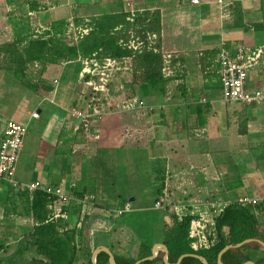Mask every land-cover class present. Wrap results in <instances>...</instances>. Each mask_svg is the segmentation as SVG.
Here are the masks:
<instances>
[{
  "label": "crops",
  "instance_id": "0c3cea01",
  "mask_svg": "<svg viewBox=\"0 0 264 264\" xmlns=\"http://www.w3.org/2000/svg\"><path fill=\"white\" fill-rule=\"evenodd\" d=\"M122 1L126 2V6ZM238 3L243 13V21L246 24L245 27L241 28L232 25L234 19L233 11L235 4ZM44 4L45 8L42 13L44 23H50L58 19H88L105 13H128L131 10L136 12L145 10L159 11L162 20L161 37L163 51L165 53H174L177 56L174 75L176 77L173 82L168 84L166 96L159 97L158 103L156 102V104L147 106L148 109H139L137 104L140 100H138V97H142L145 100L144 96H147V94H143L140 86H136L135 98L127 99L125 97L127 94L122 92L124 87L119 88V86L121 84L124 85L126 82L123 83L124 79H122L123 81H119L117 75L118 73L124 75L127 72L125 69L122 70V66L119 65L111 73L110 82L107 87L109 91L108 97L105 94H101L111 104V108L116 110L110 112L111 108H109V114L107 113V117L97 124V130L93 129L96 120L93 122L90 134L83 135L79 123L71 116L72 110L79 108L76 102L83 101L84 104L88 105L90 97L89 92L82 89L85 86L79 76L80 70L78 74L64 76L67 64L62 63L48 66L43 79L47 85L54 88L52 92H35L28 90L24 86L18 93L19 97L24 96L23 101H26V105L24 106H22L21 102H18L12 113L13 120H15L14 116H18L19 111L26 114L24 118L21 116V113L20 120L19 117L15 120L27 128L21 155L24 153L26 146H28L30 148L31 160L34 163L38 162V164H30V169L33 170L34 174L32 179L27 181L25 175L18 176L20 155L15 180L18 182V186H22V189L15 192L10 190L8 196H24L23 193H25V190H28L27 186L36 181L48 186L61 188L71 197L75 196L76 191L84 192L86 196L92 197V200H90L87 207L82 208V217L96 212L98 218H100V221L94 227L88 228L85 224V234L89 238H93L90 241V245L95 246V249L108 247V244L102 243L107 238L108 242L111 241L114 245L113 249L108 247L113 255L124 254V249H127L128 246L130 249L140 251V246L137 243L135 244L133 236L130 239L131 242L124 244L122 248L117 244V238L114 239L112 233H116L117 235L118 233L127 234L131 232L128 231L127 227L118 225L117 220L120 215L114 216L109 211V208L98 205L97 196L93 193L92 187H89L91 184L93 186L92 182L94 179L89 177L92 171L85 170L86 167L81 162L80 167L73 163L74 160L77 163L81 159L80 157L83 158L85 155L93 154L97 149H111L114 147L112 146L114 143L115 146L119 147L137 143L136 145L144 148L147 145L157 147L158 144L160 161L168 162L172 154H174L173 156H181L182 163L185 162L186 170L179 167L181 162L175 165L176 168L174 166L172 173H168L160 166L161 170L165 171L161 176L162 185L165 187L169 186L170 194L175 201H208L210 196L213 197V201H216L213 203L219 205H228L244 197L259 199L260 201L264 200V198L252 196L249 191L250 189H247L241 195L238 194L237 199H232V196H236V191L245 187L244 181L247 180L245 176L248 173H253L254 167H250L253 158L249 160L248 156H250L249 152L256 150V148L250 141L260 139L261 136V139H264V132L260 130L250 132L249 130L254 129L256 126L251 123V120H254L259 127L260 118L264 115L263 110L262 113H253L250 117L240 113L231 115L225 124L222 123L221 117L218 121V111L212 106L213 103L207 96L208 74L203 71L200 65V57H203V54L210 50L218 51L216 57H218L219 62V52L223 42L227 46H230L232 54H236L235 48L239 45L255 47L264 42V26L258 29L256 25H264V20L258 19L260 16L264 17V0H201L200 5L197 6L192 5L191 0H97V2L90 0L84 4H78L76 0L72 10L70 9L71 3H68V1L44 0ZM184 4H190L191 12H185L183 8ZM96 5H102L100 11H95L94 7ZM0 7L8 9L7 20H2L3 22L1 23V35L2 31L7 29L11 31L12 26L8 21L11 20V11L14 7L9 6L7 0H1ZM52 13L55 15H52ZM3 16L1 15L0 17ZM193 23L197 26V31L203 39H213L216 41V44L211 47H197L195 49L196 52L185 48L176 49L175 41L173 39L169 40L171 31L175 37H177L176 33L182 34L191 41L193 38V31L191 29L188 32L177 31L181 26L193 28ZM8 34L5 33L2 36L8 40ZM249 34L252 36L248 37ZM187 52L193 53L194 56L187 54ZM130 62L132 63L131 60ZM192 62L195 64L194 67H191ZM208 62L212 63L210 59ZM54 70L61 73L60 77H56L53 74L54 78H49V73ZM251 70L249 71L248 79V89L250 90L251 81L255 79H258L257 81L260 84H264V65L263 70ZM251 72L258 73L259 75L257 74V77L255 75L252 80ZM4 74V70H0V78ZM55 81L58 82L55 83ZM19 83L23 86L20 81ZM111 89L112 92L110 93ZM140 89L141 93L139 94ZM176 89L179 92L183 91V96L179 92H176ZM142 102L143 105L140 106H144L145 103L144 101ZM246 106L261 109L258 104ZM21 107L22 109H20ZM158 109L159 112H156ZM34 113L38 114V118L33 117ZM10 120H7L3 126H0V143L6 124ZM46 123L47 125L43 129L42 126ZM149 123L152 124L151 127L148 126ZM52 125L53 128L51 127ZM34 129L38 133L33 137L31 130ZM197 131L205 132L206 135H195L194 133ZM187 134L191 135L189 139L185 137ZM171 138L174 141H171ZM176 138L178 139L177 143L175 142ZM179 139H182V141L180 142ZM26 141H28L27 144ZM186 141L189 142L185 147L187 152L181 153L178 147L183 146V143ZM106 146L108 148H105ZM236 153H243V156L236 158L234 156ZM221 154H224L225 157H221L219 160ZM184 156L185 160H183ZM261 158H264V156ZM217 160L220 162H217ZM189 164L194 167L193 170L188 167ZM36 171L40 172L39 175ZM40 174H42V178H45V181L39 179ZM54 180L58 181L55 182ZM197 180H199L200 187L196 186ZM216 181H220L219 185L221 186L216 189L210 187V184ZM181 188H190L189 190L198 193V196H194L193 198L186 196L187 191L183 192L180 190ZM28 192L30 196L33 195L29 190ZM202 196L207 197L204 198ZM133 200L131 199V201ZM131 201H128V203L130 204ZM128 203L123 202L122 206ZM16 214L17 217H21L20 210ZM109 218L113 220L111 221ZM24 220L31 221L34 225L32 218L24 217ZM23 238L24 236H21L16 241L3 244L1 253L4 254L0 256L1 264L7 263L5 260L15 254ZM131 256L135 257V254L131 253ZM159 256L163 258L164 252H159L156 258H159ZM42 261L45 262L44 260Z\"/></svg>",
  "mask_w": 264,
  "mask_h": 264
},
{
  "label": "trees",
  "instance_id": "16d2710c",
  "mask_svg": "<svg viewBox=\"0 0 264 264\" xmlns=\"http://www.w3.org/2000/svg\"><path fill=\"white\" fill-rule=\"evenodd\" d=\"M7 3L14 9L11 11V20L8 21L12 26L11 31L1 32V35L9 33V39L0 38V70L13 73L28 90L47 93L53 91L54 88L47 85L43 79L50 65L80 62V76L82 60L94 58L100 63L107 58L132 61L131 80L125 83L123 89L127 99L135 98L136 86H140L143 94L151 92L164 97L168 92V84L176 77L174 75L177 56L163 51L162 20L159 11H135L133 17L130 12L105 13L88 19H58L44 23V0H7ZM233 13L232 25L245 27L239 3L235 4ZM34 16L42 19L41 25L32 21L31 17ZM256 25L258 29L264 26ZM71 26L87 29L89 32L75 41L74 31L70 32ZM133 42L139 45L137 50L130 48ZM217 53V50H210L200 57V65L205 73L210 74L207 69L212 63L208 60ZM167 70L171 73L168 74ZM88 79L89 77H86V80ZM126 88L130 92L127 93ZM176 92L179 90L176 89ZM89 94L90 104L94 108L100 109L105 105L106 99L101 94H95L91 90ZM23 194V215L32 218L33 230L24 235L15 254L3 264H29L31 261L30 264H92L91 257L96 247L90 245L93 238L85 234V224L89 216L82 217V204L73 201L63 209L68 218H55V210L50 209L54 199H49L45 192L36 191L30 196L28 190H25ZM72 197L80 200L85 198L86 194L76 191ZM124 205L120 216L126 212L127 205L130 206L129 203ZM169 213L175 222L166 225L164 244L169 249V262L172 264L185 254L199 255L206 258L209 264H218V255L226 246L237 245L248 239L264 242V200L255 205L238 201L225 205L223 211L213 217L215 224L210 228L209 235L211 247L200 251H194L190 247L191 218H179L171 209ZM108 247L113 249L111 241ZM150 249L151 247L140 246V251L134 257L131 256L132 249L128 246L124 249L125 255L115 254L114 257L117 264H135L148 257ZM248 261L264 264V248L259 243L253 242L230 249L222 257L224 264H244ZM97 264H109L108 255L99 254ZM142 264L164 262L162 256H159ZM181 264L203 262L194 257H187Z\"/></svg>",
  "mask_w": 264,
  "mask_h": 264
},
{
  "label": "rangeland",
  "instance_id": "374dc122",
  "mask_svg": "<svg viewBox=\"0 0 264 264\" xmlns=\"http://www.w3.org/2000/svg\"><path fill=\"white\" fill-rule=\"evenodd\" d=\"M61 1H68V3H71L70 9L72 10L75 5L76 0H61ZM90 0H77L79 3H87ZM97 2V0H95ZM124 4L125 1H122ZM1 3V0H0ZM126 6V4H125ZM95 11H100L102 8V5H96ZM185 12H191L190 4H184L183 6ZM7 12L8 9L5 7H0V16L4 15L3 17H0V28L2 20H7ZM104 13V12H102ZM10 15V13H9ZM52 15H55L52 13ZM43 16V14H42ZM12 17V16H11ZM32 21H35V24L41 25V18L39 16L31 17ZM262 18V19H261ZM259 20L263 21L264 17L260 16L258 18ZM197 26L193 23V28H187L185 26H181V28L177 32H188L193 31V38L191 41L188 40V38L182 34H177V37L174 36V33L171 31L169 35V40L173 39L175 41V47L176 49H187L191 50L192 52H196L197 47L202 46H213L216 44V41L213 39H203L199 32L197 31ZM9 31L8 29L5 30ZM252 35H248V37H251ZM3 37L0 35V38ZM168 39V38H167ZM168 41V40H166ZM263 44H260L255 47H248L251 48L253 51L261 49L263 47ZM230 48V46H228ZM187 54L194 56L193 53ZM210 60L212 62V65L207 69L210 74L207 76V85H208V92L207 96L209 99H211L213 103V107L218 111V121L220 120L222 123H226L228 121V117L231 115H236L237 113L245 114L246 116H252L253 113L260 114L264 113V103L260 104L261 109H257L254 107H248L244 104L240 103H225L222 99V83H221V73H220V64L218 62V57L216 56H210ZM82 63V62H81ZM118 65L122 66V70L125 69L127 72L126 74L118 73V79L119 81L128 82L131 80V72H132V63L128 59H122L118 60ZM194 63H191V67H194ZM264 60L258 61L253 69L257 70H263ZM64 76H70L74 74H78L79 70H81V64L80 62H74L67 64L65 69ZM249 71H252L251 69ZM5 74L0 78V126H3V124L11 119L10 121H15L18 117L20 120V114L22 111L18 112V116H14L15 120H13L12 113L15 109V106L18 104V102L23 104L22 106L26 105V101H23L24 96L21 98L19 97L18 93L22 90L24 86H22L19 81L14 77L13 73H11L8 70H4ZM53 74L57 76L61 75L60 72H56L55 70L49 73V78H54ZM258 74V73H257ZM257 74L255 72H251V78L254 79V76ZM259 75V74H258ZM60 77V76H59ZM58 77V78H59ZM250 78V81H251ZM81 79V78H80ZM121 79V80H120ZM258 79H255L251 81V91L254 92L255 90H261L264 92V84L259 83L257 81ZM82 83L85 85L83 80L81 79ZM125 85V84H124ZM120 85L119 88H122L125 86ZM83 91L90 92V88L85 85V88H82ZM88 91H87V90ZM113 89V88H112ZM112 89L110 90V93L112 92ZM124 92V91H122ZM126 92H130L126 88ZM141 93V89L139 91V94ZM182 95L183 91L179 92ZM106 97L109 95V91L106 92ZM152 96V98H151ZM180 96V97H181ZM126 97V96H125ZM145 100L143 98L138 97V100L144 101V106H140V103L138 102L139 109H148L147 106H150L151 104H156V102H159V96L154 95L153 93H148L147 96H144ZM151 98V99H147ZM23 101V102H22ZM79 108L84 109L87 107V104H84L83 101H77L76 102ZM158 105V104H157ZM22 109V107L20 108ZM116 109H112L110 112H114ZM259 111V112H258ZM159 112V109L156 111ZM154 113V112H151ZM109 114V113H108ZM22 117H26V114L22 113ZM107 117V114L104 115L102 119L100 118H94L93 122L96 121L94 124L93 129L97 130L98 126L97 124L102 122ZM261 121L256 124L254 120H251V123L255 124L254 129H250V132H255L257 130H260L264 132V115L261 116ZM17 122V121H16ZM19 123V122H18ZM45 125L42 126L44 129ZM149 127L152 126L151 123L148 124ZM53 128V125L51 126ZM30 130V129H29ZM54 130H56L54 128ZM33 132V137L35 134L38 133L36 129L31 130ZM196 134H200L202 136H205V132H195ZM191 135H186L185 137L189 139ZM32 137V140H33ZM224 138V137H222ZM255 139V141H250L252 145L256 148V150H253L249 152L250 156H248L249 160L252 163L250 164V167H254L253 173H248L247 180L244 181L245 187L241 188L239 191H236V196H232V199L235 200L238 198V194H243L246 192L247 189H250V193L252 196H258L259 198H264V158H261L264 156V139ZM172 139V138H171ZM180 142L182 139H179ZM171 141H174L172 139ZM185 141V139H184ZM175 142H178V139H175ZM225 142V141H224ZM223 142V144H224ZM28 141H26V144ZM188 141L183 143V146L178 147V150L181 153L187 152L186 146L188 145ZM135 144H129V146L124 145L122 147L115 146V143L112 145L111 149H97L94 151L93 154L85 155L83 158L80 157L76 163V160H74V164L78 165L79 167L80 162L83 163V166H85V170L92 171L91 175L89 177H92L93 180V186L92 184L89 187H92V191L97 196L98 205L104 206L109 208V211L113 213V215H119L120 211L122 210V204L125 201H131V199H134L130 202V209L129 211H126L123 216H120L117 220L118 224L120 226H124L128 228V231L131 233H121L116 235V233H112V236H114V239L117 238V244L123 247L124 244H129L131 242L132 236L134 237L135 244L137 243L139 246H145V247H151L155 244H163L164 243V235H165V229L166 225H171L175 222V219L170 216V210L167 209V212H164L165 210H155L154 204L156 197L162 196L164 194L163 189L165 186L162 185L161 176L162 174L167 171L168 173L173 172V168L175 165L179 164L180 168L185 167V162L182 163V157L181 156H173L171 155L170 160L168 162L160 161L159 160V145L157 144V147H152L150 145H147L146 148L142 146H138ZM105 148H108L107 146ZM236 158H241L243 156V153H236L234 155ZM221 157H225L224 154H221L219 156V160ZM183 160H185V156L183 157ZM217 162H220L217 160ZM38 164V162H36ZM33 160H31L30 157V148L26 146L24 153L21 155L20 164L18 166V176L25 175L27 181H30L33 177V170L30 169V164L35 165ZM71 164V163H69ZM161 167H163L164 170H161ZM193 170V166L189 164L188 166ZM176 168V166H175ZM39 175V171H36ZM37 175V174H35ZM40 174L39 179H42L45 181V178H42ZM57 177V176H56ZM16 181V180H15ZM55 182L58 180H54ZM18 183V182H17ZM220 181L212 182L210 184V187L212 188H219L221 185H219ZM196 186L200 187L199 180L196 181ZM22 189V186L19 185L18 187H14L12 184H10L8 181L2 179L0 180V256L4 253H1V249L3 248V244L10 243V241H16L19 239V237L24 236L28 232H31L33 229V223L31 221L24 220L23 215V201L24 196H8L10 190L15 192ZM190 188H181V191H187L186 196H191L192 198L195 196L197 197L198 193L193 192L192 190H189ZM189 191V192H188ZM206 193V192H204ZM207 197V196H202ZM222 197V196H221ZM224 197V196H223ZM251 197V196H250ZM191 198V199H192ZM178 201V200H177ZM207 202H216L213 201V197H209V200ZM215 204V203H214ZM147 208V209H146ZM19 210L22 211L21 217H17L16 213H19ZM89 216V220L86 223V226L88 228L96 226L98 224V221H100V218H98V214L96 212H93ZM91 216V217H90ZM91 219V220H90ZM111 221L113 219L109 218ZM2 224V225H1ZM93 225V226H92ZM116 231V230H115ZM114 231V232H115ZM130 237V238H129ZM119 239V240H118ZM130 240V241H129ZM115 242V241H114ZM163 242V243H162ZM103 244H108L107 238H105L102 242ZM122 244V245H121ZM140 248V247H139ZM150 249V250H151ZM137 249H132L131 253L135 254L137 256L138 254ZM150 253V252H149ZM124 255V254H120ZM1 264V263H0Z\"/></svg>",
  "mask_w": 264,
  "mask_h": 264
},
{
  "label": "built area",
  "instance_id": "2783aa9c",
  "mask_svg": "<svg viewBox=\"0 0 264 264\" xmlns=\"http://www.w3.org/2000/svg\"><path fill=\"white\" fill-rule=\"evenodd\" d=\"M201 0H191L194 6L200 5ZM222 3V1H220ZM32 14V13H31ZM131 17L135 15V11H130ZM74 31V40L78 37L87 35L89 30L75 28L71 26L70 32ZM139 47L136 43H131L130 48L137 50ZM236 54H232V50L223 42L219 52V64L222 83V99L226 103H240L244 105L262 104L264 103V92L255 90L252 92L248 89L249 70L264 58V45L261 49L252 50L245 46L239 45L235 48ZM170 57V56H168ZM117 60L107 58L102 63L94 59L82 60L83 68L80 78L86 86L95 94H106L107 87L110 82L112 71L119 66ZM118 65V66H117ZM170 74V70H167ZM86 77H89L86 80ZM58 81H55L57 83ZM143 105V102H139ZM106 108H111V104L106 100ZM104 110L90 107L88 110L73 109L71 116L79 123L83 135L91 132L93 119L95 117L102 118ZM33 117L38 118V114L34 113ZM27 134V128L16 121H8L4 129L3 137L0 143V179L7 180L14 187H18L15 181V174L19 163L20 155L24 147V140ZM27 189L34 193L35 191H43L49 199H54L50 205V209L55 210V218H68L63 212L64 207H68L73 201L81 203L83 207H87L92 197L86 196L83 199H75L67 195L61 188L48 186L42 182L36 181L27 186ZM164 194L158 196L155 202L157 210H174L179 218L188 216L191 218L189 226V238L191 239V248L194 251H200L211 247L210 228L214 226L213 217L223 211L225 205H219L213 202L190 200L186 202L175 201L169 191V186L164 187ZM242 204H258L259 199L244 197L238 199ZM130 206L127 205L126 211ZM121 214V212L119 213Z\"/></svg>",
  "mask_w": 264,
  "mask_h": 264
},
{
  "label": "water",
  "instance_id": "95a60500",
  "mask_svg": "<svg viewBox=\"0 0 264 264\" xmlns=\"http://www.w3.org/2000/svg\"><path fill=\"white\" fill-rule=\"evenodd\" d=\"M253 242H257L259 243L263 248H264V242L261 241V240H258V239H248V240H245L244 242L242 243H239L237 245H229V246H226L218 255V264H224L222 262V257L223 255L229 251L230 249H233V248H240L246 244H250V243H253ZM163 251L164 252V257H163V260H164V263L165 264H171L169 261H168V256H169V249L167 247L166 244H156L153 246L151 252H150V255L144 259H141L139 261H137L135 264H142L144 262H150V261H153L155 260V258L157 257V254L159 252ZM102 252H105L108 256H109V263L110 264H117L116 261H115V258H114V255L113 253L110 251V249L108 247H99L97 249H95L92 253V257H91V262L92 264H97V260H98V255ZM187 257H194V258H197L199 259L200 261L203 262V264H209L208 261L206 260V258L202 257V256H199V255H191V254H185V255H182L175 264H181V262L183 261V259L187 258ZM244 264H255L254 262L252 261H248Z\"/></svg>",
  "mask_w": 264,
  "mask_h": 264
},
{
  "label": "clouds",
  "instance_id": "9594fccd",
  "mask_svg": "<svg viewBox=\"0 0 264 264\" xmlns=\"http://www.w3.org/2000/svg\"><path fill=\"white\" fill-rule=\"evenodd\" d=\"M90 98L91 97H89V101H88V105H87V107H85L84 109H82V108H76V109H81V110H88L90 107H92L93 108V106L90 104V102H91V100H90ZM105 105H106V103H105ZM105 105L102 107V108H100L102 111L104 110V115L105 114H107L108 113V110H109V108H106L105 107ZM104 115H103V117H104ZM102 117V118H103ZM96 119H97V117H95ZM102 118H100V119H102ZM76 121V120H75ZM93 126V125H92Z\"/></svg>",
  "mask_w": 264,
  "mask_h": 264
}]
</instances>
